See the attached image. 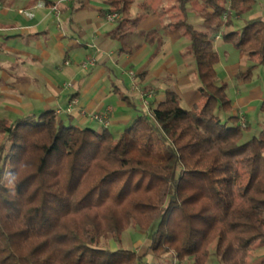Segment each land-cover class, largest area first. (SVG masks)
<instances>
[{
    "label": "trees",
    "instance_id": "1",
    "mask_svg": "<svg viewBox=\"0 0 264 264\" xmlns=\"http://www.w3.org/2000/svg\"><path fill=\"white\" fill-rule=\"evenodd\" d=\"M105 2V15L118 11L120 28L127 25L135 0ZM195 3L202 26L188 16ZM255 3L177 0L183 18L174 26L192 37L187 53L200 81L190 107L169 89L121 132L79 125L53 109L0 119V264H166L170 255L206 264L214 242L222 263L252 264L264 248V128L250 135L241 116H218L233 101L213 32ZM224 40L249 55L253 64L236 79L251 82L264 65V18L244 20ZM152 136L161 150L142 144ZM132 225L143 232L156 225L144 252L103 246L110 237L120 243Z\"/></svg>",
    "mask_w": 264,
    "mask_h": 264
},
{
    "label": "crops",
    "instance_id": "2",
    "mask_svg": "<svg viewBox=\"0 0 264 264\" xmlns=\"http://www.w3.org/2000/svg\"><path fill=\"white\" fill-rule=\"evenodd\" d=\"M1 1L0 119L65 108L77 98L73 113L77 124L103 126L82 116L81 108L91 113L111 109L108 127L121 132L145 110L135 85L149 93L151 107L165 100L169 89L191 104L198 98L200 81L187 53L192 37L185 28H175L172 19L181 15L177 0H135L130 21L123 28L107 19L105 0H88L80 10L73 9V0ZM188 16L192 23L203 25L200 4L191 5ZM257 17L264 18V0H256L249 11L235 15L232 25L213 32L220 54L219 77L229 84L227 92L233 101V110L222 119L244 116L250 129L254 124L264 128V110L256 117L264 102V88L251 85L259 68L246 82L248 87L244 82L237 85L236 75L253 62L247 53L227 43L224 34ZM180 35L188 40L183 48L178 45ZM90 58L96 59L95 65L84 68L83 62Z\"/></svg>",
    "mask_w": 264,
    "mask_h": 264
},
{
    "label": "rangeland",
    "instance_id": "3",
    "mask_svg": "<svg viewBox=\"0 0 264 264\" xmlns=\"http://www.w3.org/2000/svg\"><path fill=\"white\" fill-rule=\"evenodd\" d=\"M116 12H118V11H116ZM121 16H122V14H121ZM182 18L183 17L181 15H179L178 17H172L174 22H178ZM113 23H116V22H113ZM186 43H188V40L185 37L180 35V37L178 38L179 48H183V45L186 44ZM219 68H220V66H219ZM221 72H222V70H221ZM234 80H236L235 83H237V85H240L241 84L240 82H244L243 85L244 86L246 85L245 87H248V85H250L249 83H246L245 81H239L238 79H234ZM229 82H231V80ZM251 85L252 86L255 85V86H258V87L260 86V87L264 88V65L259 67L258 71L256 72V77L254 78V81H253V83ZM233 89H234V86H233ZM229 90H230L231 93H233V90L231 89V87L229 88ZM189 103L187 102L186 99H182V104L184 106L190 107L192 104L191 103L189 104ZM261 105L262 104H260L259 107H258V113L259 114H256L257 119L263 113V111L261 109ZM142 107H144V106H142ZM145 111H147V110H145ZM224 115H225V112H219L218 111V116L219 117L223 118ZM241 117H242L241 121L243 122V119H245L246 126H248L247 119L244 116H241ZM261 129H262L261 127L258 129V127L254 124V126L251 129L247 130V131H249L248 133L251 135V134H256ZM2 141H3V135L0 134V144L2 143ZM141 142H142V144L145 147H147V148H149V149H151L153 151L161 150L163 148L162 143L155 136H152V137H149V138H146V139L143 138V139H141ZM243 180L245 182H247L248 181V176L244 175L243 176ZM155 227H156V225L153 226V228L149 232H143L138 227L132 225L129 229H127L125 232H123L122 237H121L122 241L120 243L115 242L110 237L108 239L103 240V246L105 248H110V249L111 248H128V249L137 250L140 253L144 252L146 250V246H148V244H149L150 236L153 233ZM210 251H211V256H210V259L208 260V262L206 264H224V263H222V261L217 256V253H216V242L211 244ZM168 257L170 258V260L168 259ZM166 259L168 260V262H165L166 264H172L174 261L176 262V263L174 262V264H192V262H193L192 259H187V260H184V261H180V260H178L177 258H175L174 256H171V255L170 256H166ZM188 260H191V261H188ZM146 261L148 263H153V262H155V258L152 255H149L147 257ZM263 261H264V248H261V249H258L253 254V256H252V258L250 260V263H252V264H261Z\"/></svg>",
    "mask_w": 264,
    "mask_h": 264
},
{
    "label": "built area",
    "instance_id": "4",
    "mask_svg": "<svg viewBox=\"0 0 264 264\" xmlns=\"http://www.w3.org/2000/svg\"><path fill=\"white\" fill-rule=\"evenodd\" d=\"M2 8H3V3L0 0V13H1ZM54 8H55V11L57 13H59L58 5H55ZM106 17H107V19L109 21L116 22V21H118L121 18V13L116 12V11L110 12L109 14L106 15ZM227 18H228V15L225 14L224 15V19H227ZM95 63H96V59L95 58H90L87 61L83 62V67L84 68H88L89 66L95 65ZM130 76L132 78H135L136 77V73L134 71H131L130 72ZM71 85H72V83H67L66 84V86H71ZM135 87L137 89H139L144 109L149 112L150 109H151V102L149 100V97H150L149 93L145 92L144 90L139 88L137 85H135ZM78 104H79V100L77 98H73L71 100V102L68 104L67 107L57 109L56 110V115L60 116V115H62L64 113L73 114L75 112V110L78 108ZM110 112H111V109H108L107 111H105L103 113H91V112L87 111L85 108H81L80 109V113H81L82 116L88 118L91 121L99 122V123L103 124L106 127H108L111 124V113ZM242 124H243V126L246 127L245 119H243Z\"/></svg>",
    "mask_w": 264,
    "mask_h": 264
}]
</instances>
